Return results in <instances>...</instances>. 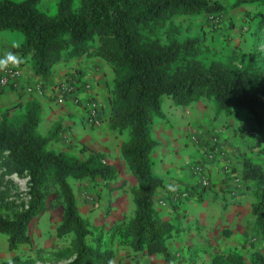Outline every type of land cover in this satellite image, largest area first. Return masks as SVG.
<instances>
[{"label": "trees", "instance_id": "obj_1", "mask_svg": "<svg viewBox=\"0 0 264 264\" xmlns=\"http://www.w3.org/2000/svg\"><path fill=\"white\" fill-rule=\"evenodd\" d=\"M41 1L0 0V30L23 34L20 47L12 51L29 62L44 82L54 64L85 53L111 67L114 79L108 124L112 131L128 132L120 150L137 180L131 189L135 209L131 217L110 228L108 238L102 233L94 235L79 212L68 179L107 181L116 177V170L94 153L81 159L49 149L58 130L48 135L39 131L41 105L31 100L21 119L11 120L6 112L0 120V164L8 173L27 178V200L8 201L7 196H0V233L6 236L10 251L23 245L33 249L29 225L47 208L54 189L63 205L56 233L70 238L59 251L66 259L61 264H111L114 250L110 245L115 239L133 253H161L170 262L167 242L174 226L154 208L153 198L163 179L154 173L150 157L157 145L151 127L156 118L163 117L162 97L168 95L179 105L211 97L216 114L246 111L263 129L264 57L253 55L243 66L219 60L205 65L197 58V38L179 41L166 28L176 16L226 12L218 0H57L55 14L40 9ZM243 4L258 7L250 13L249 22L255 34L264 33V0H235L232 6ZM241 167V179L252 184L255 199L252 232L264 241V158L244 156ZM40 253L36 250V256L28 253L10 260L12 264H35ZM254 255L256 264H264V254L257 251ZM211 264H244V256L235 249L219 252Z\"/></svg>", "mask_w": 264, "mask_h": 264}, {"label": "crops", "instance_id": "obj_2", "mask_svg": "<svg viewBox=\"0 0 264 264\" xmlns=\"http://www.w3.org/2000/svg\"><path fill=\"white\" fill-rule=\"evenodd\" d=\"M5 37H2L3 42L7 41L0 47L1 56L6 51H12L14 42L21 44L23 41V38L8 40ZM19 68L20 80L0 91V104L10 100L22 105L29 100L39 102L41 120L38 128L44 127L42 134H47L55 124H60L59 135L52 141L55 146L67 139L95 148H110L112 135L116 136L108 129V97L114 76L103 59L85 54L58 64L53 67L49 79L41 85V90L37 86L40 78L35 75L30 63L24 60ZM61 83L71 85L73 92L62 93L59 90ZM27 88H31V91H27ZM91 100L100 106L97 114L99 122L95 125L86 121L87 102ZM168 101L165 113L161 100L164 116L160 119L163 121L160 124L154 121L151 127V135L157 145L150 157L154 173L163 179L153 198L154 208L163 220L174 226L173 236L167 242L171 260L167 262L161 253H132L128 247H119L111 264H135L138 258L143 260L140 264H193L206 255L208 264H211L212 258L223 248H239L242 251L250 236L253 242L260 239L252 232L254 198L241 179V162L244 156L259 151L264 133L255 128L245 115L242 121L238 116H216L204 98L184 105L186 110L190 107L193 109L187 113L188 117L181 115L176 106L178 104ZM184 126L186 128L181 132L186 133L191 143V136L195 135L204 139V144H194V149H191L187 144L182 146L177 138L166 137L171 130ZM246 126L254 129L248 135L243 131ZM255 133L258 135L255 136ZM215 141L218 145L213 147ZM243 141L251 144L244 146ZM207 146L213 150L210 160L204 153ZM197 164L202 165L209 179L206 188L200 184V174L195 168ZM129 185L130 182L128 210L125 209V202L122 203L123 199H118L116 203L120 210L115 211L114 215L124 216L126 213L130 217L133 214L135 205ZM171 189H193L199 197L188 198L174 206L160 204V200L169 197ZM178 228L181 231L175 232Z\"/></svg>", "mask_w": 264, "mask_h": 264}, {"label": "rangeland", "instance_id": "obj_3", "mask_svg": "<svg viewBox=\"0 0 264 264\" xmlns=\"http://www.w3.org/2000/svg\"><path fill=\"white\" fill-rule=\"evenodd\" d=\"M56 1L57 0H42L39 3V8L49 14H55L57 11ZM218 1L222 2L227 7L226 12L222 14L200 13L198 15L193 16H176L172 19L171 26L170 24H167L166 28H170L171 32L173 33V38H176L179 41H184L188 38H197V58L201 60L205 65H208L211 61L219 60L224 63H231L236 66H243L250 62L251 57L253 55H260L264 57V33H261L260 35L255 34V31L253 30L254 27L252 28V25L249 22L250 13L256 12L258 10V7L251 4H243L239 7H233L232 5L234 4L235 0ZM162 32L160 34L162 35V39L164 41L166 40V36ZM3 35L6 36L5 38H8V40H18L24 38L23 34L18 31L0 30V47L7 41L5 40L3 42ZM85 54L89 55L88 53ZM69 60H61L57 62L52 66V69L54 66L58 64L60 65ZM43 83L45 82L40 78V81L39 83H37V85L42 84L43 86ZM112 86L109 90L108 97L109 109V98ZM39 89L41 90V87H39ZM202 98L206 99L207 104L215 113V102L211 97L203 96L191 103L197 102ZM162 99V109L163 112L166 113V111L168 110V100H170L171 102L172 98L168 95H164ZM30 101L31 100H29L28 102ZM28 102L25 105H22L16 100L3 101L2 103H5L6 105L2 103L0 104V120L2 118V115L6 112V114L9 115V118L11 120L21 119L24 116L23 113L25 112V108ZM172 103L175 104L173 100ZM97 104L99 106L98 102ZM176 106H178V110L184 117H188L189 114L187 113L193 111L191 107L186 110L184 108L186 105L184 106L178 104ZM99 109L100 106L98 110ZM215 115H219L220 117L222 116L225 118L227 116H233V118L234 116H238V118L241 117V121L243 120V116L245 115L251 121L253 126L255 128H258L253 123L251 117L246 111L238 110L233 111L228 115L223 113H215ZM160 118L162 117H158L154 120L156 124H160V122L163 121ZM59 126L60 124H55L51 129L48 130V132L55 131L56 129L59 130ZM183 128H186V126L171 130V134H168L166 137L177 138V140L181 142L182 146H184V144H187L191 149H194V144H204V139H200L198 136L195 135L191 136V143L188 139V136H186V133L181 132ZM244 128L245 129L243 131H245V135L250 134V131L254 130L248 128L247 126ZM38 129L41 133L44 132L43 126ZM108 129L111 131V134H116V136L112 135L113 139L110 141L109 149L95 148L89 144H83L80 142H76L75 140L68 141L67 139H63V144L55 146L52 141L57 139L59 135L58 131L56 136L48 144V148L51 150L62 151L65 152L67 155L76 156L81 159L86 158L92 153L97 154L100 156L103 162L110 164L115 168L116 177L107 181L101 179L92 180L90 178H85L82 180H75L73 178L68 179L75 193L77 206L80 214L84 219L89 222L94 235L102 233V236L105 239L108 238L109 230L111 227H113L119 221L129 218L128 214L126 213L124 216H119L118 214L114 215V212L119 209L118 204L116 202L118 201V199H123L122 203L124 204L125 202V209L128 210V184L130 182L129 188L131 192L132 187H134L137 183L136 178L131 173L128 167V163L122 156L120 150L121 144L128 138V132L124 131L122 133H118L112 131L109 128V124ZM258 130L264 133V128H258ZM192 132H194V130H192ZM255 134V136L258 135L257 133ZM44 135H48V133ZM170 143L172 146L173 143L171 141ZM242 144L245 146L246 144H251V142L247 143L246 141H243ZM216 145H218L217 141L214 142L213 147H216ZM260 145L261 147L259 151L255 152L254 154L250 153L247 157H250L254 160L263 159L264 134L262 136V141ZM206 149L207 150L204 152L205 156H207V160H210L208 158V154L210 151L213 150L209 146H207ZM132 180L135 181V184H132ZM245 184L248 186L251 195L253 196L252 184ZM187 190L191 191L192 197L196 199L199 197L197 191H194L193 189ZM26 191L27 178L18 176L16 174L8 173L5 168L0 164V196H7L8 201L15 200L16 202H20L21 200H27V197L25 195ZM47 200V208L42 211L39 215L34 217L29 225V234L32 237L33 249H30L29 245H23L20 246L17 250L10 251L8 249L6 236L0 233V262L6 259L10 260L15 255H24L30 253L32 256H36V250H41L42 253H40V255H37L38 259L35 264H61L66 261L65 257L59 254V251L64 249L69 244L70 238L68 236L58 237L56 233L57 227L62 219L63 205L59 195L54 189H51ZM251 240L252 237L250 236L249 241H247L242 251L239 250V248H235L236 251H239L243 254L244 264H256L254 255L255 252L259 251L260 253L264 254V241L261 238L258 239L256 242H253ZM110 246L114 250V258L116 257V252L119 247H128L126 245L121 244L118 239H115L112 245ZM229 250L233 249H231V247L223 248V251L221 253H225ZM192 254L194 253L192 252ZM207 257L208 255L203 256L199 260H197V263L193 264H208V260L206 259ZM142 261V258H138L136 263H134L140 264L142 263Z\"/></svg>", "mask_w": 264, "mask_h": 264}, {"label": "built area", "instance_id": "obj_4", "mask_svg": "<svg viewBox=\"0 0 264 264\" xmlns=\"http://www.w3.org/2000/svg\"><path fill=\"white\" fill-rule=\"evenodd\" d=\"M21 78V71L19 66H10L8 69L0 71V91L4 90L7 87L15 85ZM42 84L37 85L41 87ZM59 90L64 93H71L73 91V87L67 83H61L59 85ZM27 91H31V88H27ZM88 105V113L86 117V121L92 125L98 124V104L96 101L91 100L87 102ZM212 151L209 152L208 158H212ZM196 171L200 174V184L202 187L206 188L209 185V179L203 172L202 165H197ZM192 197V193L187 189H171L170 195L168 198L160 200V204L162 205H177L181 203L183 200Z\"/></svg>", "mask_w": 264, "mask_h": 264}, {"label": "clouds", "instance_id": "obj_5", "mask_svg": "<svg viewBox=\"0 0 264 264\" xmlns=\"http://www.w3.org/2000/svg\"><path fill=\"white\" fill-rule=\"evenodd\" d=\"M12 48H19L20 44L14 42L11 45ZM22 62V58L18 57L14 51H6L2 56H0V71L8 69L10 66H18ZM8 264H12L9 260Z\"/></svg>", "mask_w": 264, "mask_h": 264}]
</instances>
